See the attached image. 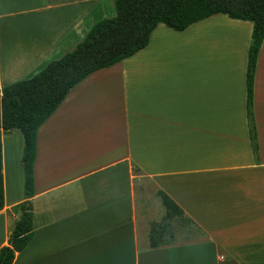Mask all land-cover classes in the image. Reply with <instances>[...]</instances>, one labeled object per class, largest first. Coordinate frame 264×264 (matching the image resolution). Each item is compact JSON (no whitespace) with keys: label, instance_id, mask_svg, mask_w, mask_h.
<instances>
[{"label":"crops","instance_id":"obj_1","mask_svg":"<svg viewBox=\"0 0 264 264\" xmlns=\"http://www.w3.org/2000/svg\"><path fill=\"white\" fill-rule=\"evenodd\" d=\"M114 16L112 0H0V89ZM252 28L224 14L180 32L159 24L145 48L78 82L37 130L34 235L12 264H264V39L256 160L246 117ZM11 131L1 136L0 249L23 202V136ZM141 179L202 237L150 248Z\"/></svg>","mask_w":264,"mask_h":264},{"label":"trees","instance_id":"obj_2","mask_svg":"<svg viewBox=\"0 0 264 264\" xmlns=\"http://www.w3.org/2000/svg\"><path fill=\"white\" fill-rule=\"evenodd\" d=\"M115 16L92 25L70 52L45 64L32 77L0 89V211L4 208L1 136L17 129L23 136L20 165L23 170V202L20 215L0 249V264H12L34 235L31 199L34 195L33 163L37 130L57 109L69 91L87 75L110 67L145 48L159 25L183 31L215 14L253 24L246 69V117L254 158L258 144L253 117V80L259 49L264 39V0H112ZM165 214L150 225V248L169 245L170 222L184 212L161 191L157 192Z\"/></svg>","mask_w":264,"mask_h":264},{"label":"rangeland","instance_id":"obj_3","mask_svg":"<svg viewBox=\"0 0 264 264\" xmlns=\"http://www.w3.org/2000/svg\"><path fill=\"white\" fill-rule=\"evenodd\" d=\"M18 135L20 133L18 131ZM15 133V134H17ZM136 190L138 194L139 202L143 203V207L145 209V220L150 226L152 223L161 222L164 216L163 211L160 209V200L157 198L155 194V188L151 184V182L141 179L139 183L136 184ZM159 202V203H158ZM162 207V206H161ZM163 209V207H162ZM164 210V209H163ZM170 230L172 234L171 241L173 242H190L200 239L202 234L199 230L196 229L195 226L187 222L185 218H175L170 222Z\"/></svg>","mask_w":264,"mask_h":264}]
</instances>
